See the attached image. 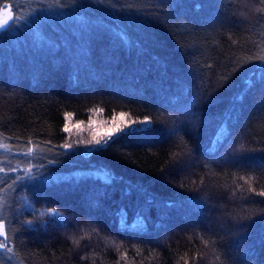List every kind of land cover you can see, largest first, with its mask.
Masks as SVG:
<instances>
[{"label":"trees","instance_id":"16d2710c","mask_svg":"<svg viewBox=\"0 0 264 264\" xmlns=\"http://www.w3.org/2000/svg\"><path fill=\"white\" fill-rule=\"evenodd\" d=\"M7 8L0 264H264V0ZM96 115L152 127L101 150Z\"/></svg>","mask_w":264,"mask_h":264},{"label":"snow or ice","instance_id":"6c2138e0","mask_svg":"<svg viewBox=\"0 0 264 264\" xmlns=\"http://www.w3.org/2000/svg\"><path fill=\"white\" fill-rule=\"evenodd\" d=\"M59 3V0H58ZM197 8L200 7V4L196 5ZM33 11H38V9H33ZM18 19H26V17L23 16H19L17 17ZM10 21H13V16L11 11H5L2 15V17H0V27H4L6 25L9 24ZM241 67H243V65H241ZM246 83H248L246 81ZM240 97H237V100H239ZM70 113H65V117L70 116ZM121 116L123 117V114H121ZM152 127V121L145 116L143 120H134V121H128V122H123L121 124H117L115 125L114 128L104 132L103 134L97 136V135H93L91 140L85 141L84 143H86L87 145H95L101 148V150H104L107 148L109 141H113L117 140V139H121L123 137H127V136H131V135H135V134H139V133H143V132H147L150 131ZM65 132L70 131L69 127L67 124H65V127L63 129ZM62 147L64 149H72L73 145L69 144V143H65L62 145ZM31 150H29V153H26L25 155L30 154ZM13 171H15V169H13ZM22 179V177H17V180L20 181ZM26 179L32 180L34 179L33 177H27ZM258 195L260 196H264V191L258 193ZM48 214L50 217H52L53 219L56 218H60L61 220L63 219V217L61 216L60 213H58L56 210L54 209H49L48 210ZM141 219H143V217L141 216ZM29 224H31V222H28ZM5 232H4V224L3 222H0V236H4ZM8 253L12 252V248L9 247L7 245V241L5 239V241L0 242V250H5Z\"/></svg>","mask_w":264,"mask_h":264},{"label":"rangeland","instance_id":"374dc122","mask_svg":"<svg viewBox=\"0 0 264 264\" xmlns=\"http://www.w3.org/2000/svg\"><path fill=\"white\" fill-rule=\"evenodd\" d=\"M114 118V117H113ZM112 118V119H113ZM112 119H103L100 115H96V120L94 121L93 119L90 120V122L92 123L91 124V127L90 128H93L94 130H103L105 129V131H108L110 130V126L111 125V120ZM115 119H118L117 117H115ZM143 120V119H142ZM66 124L68 125L69 129L72 130V129H76L78 128V124H80V122H77V121H74V120H71L69 117L66 119ZM70 131H68L67 133H69Z\"/></svg>","mask_w":264,"mask_h":264},{"label":"water","instance_id":"95a60500","mask_svg":"<svg viewBox=\"0 0 264 264\" xmlns=\"http://www.w3.org/2000/svg\"><path fill=\"white\" fill-rule=\"evenodd\" d=\"M5 11H9V9H8V8L5 9V10L3 11V13H4ZM3 13L0 15V17H2ZM6 26H7V25H6ZM6 26H4V27H6ZM4 27H0V30L3 29Z\"/></svg>","mask_w":264,"mask_h":264}]
</instances>
